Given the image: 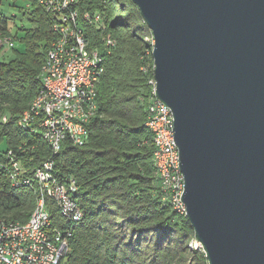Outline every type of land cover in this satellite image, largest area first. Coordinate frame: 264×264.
Instances as JSON below:
<instances>
[{
  "label": "trees",
  "instance_id": "obj_1",
  "mask_svg": "<svg viewBox=\"0 0 264 264\" xmlns=\"http://www.w3.org/2000/svg\"><path fill=\"white\" fill-rule=\"evenodd\" d=\"M76 8L103 15L116 45L106 51L100 30L88 28L105 66L91 137L82 147L66 142L54 152L39 132L22 129L19 121L41 89L56 16L39 0H0V40L12 43L0 47V221L29 220L39 197L34 171L52 161L59 181L76 182L74 199L84 214L80 222H67L47 200L53 223L72 231L69 253L59 264H165L164 252L182 250L175 235L196 237L186 214L175 210L162 190L145 127L153 98L152 32L132 0H77ZM10 11H17L22 25ZM9 51L14 55L6 59ZM9 151L30 184L13 185L5 168ZM199 258L208 264L204 253Z\"/></svg>",
  "mask_w": 264,
  "mask_h": 264
},
{
  "label": "water",
  "instance_id": "obj_2",
  "mask_svg": "<svg viewBox=\"0 0 264 264\" xmlns=\"http://www.w3.org/2000/svg\"><path fill=\"white\" fill-rule=\"evenodd\" d=\"M208 264H264V0H132Z\"/></svg>",
  "mask_w": 264,
  "mask_h": 264
},
{
  "label": "built area",
  "instance_id": "obj_3",
  "mask_svg": "<svg viewBox=\"0 0 264 264\" xmlns=\"http://www.w3.org/2000/svg\"><path fill=\"white\" fill-rule=\"evenodd\" d=\"M39 2L56 16L53 25L56 38L42 67L41 89L21 116L19 125L24 130L39 132L54 152L60 151L66 142L82 147L91 137L89 125L96 114L98 87L105 73L104 57L98 46H92L88 28L100 30L106 51L112 50L116 42L106 33L103 15L92 11L81 13L76 8L77 0ZM2 46H12L10 39L0 40ZM150 84L153 98L148 105L145 127L152 136L160 185L173 208L186 214L182 201L185 179L173 114L157 98L155 79ZM8 156L10 162L5 168L11 174L13 185L30 184L22 178L21 161L12 151ZM34 181L39 197L29 220L25 223L0 221V264H59L67 256L72 231L53 223L47 200L59 208L67 222L77 223L84 217L74 199L78 190L76 182L59 181L52 161H45L35 169Z\"/></svg>",
  "mask_w": 264,
  "mask_h": 264
},
{
  "label": "rangeland",
  "instance_id": "obj_4",
  "mask_svg": "<svg viewBox=\"0 0 264 264\" xmlns=\"http://www.w3.org/2000/svg\"><path fill=\"white\" fill-rule=\"evenodd\" d=\"M8 4L12 5L13 2L9 1ZM3 6L6 7V9H5V11H6L7 6L5 4ZM16 12L10 11L11 14H17ZM118 12H119V10H118ZM17 16H18V21H17L18 24L22 25V23L20 22L22 17L19 14H17ZM24 22H26V21H24ZM15 47L19 48V49L22 48L20 43H16ZM13 55L14 54L12 51L7 52L6 59L11 58ZM187 237H184L183 240H179L178 239L179 237L177 235L174 236V239H177L176 241H178V244L181 246L180 249H182V250L178 249L175 253H169L167 251L164 252L166 257H167V258L163 259L165 264H202V261L199 258V254L204 253V250H203L200 242L195 238H189V236H187ZM142 245L143 246L149 245V247H151V249L153 246V244L148 243V242H145ZM204 255H205V253H204Z\"/></svg>",
  "mask_w": 264,
  "mask_h": 264
}]
</instances>
